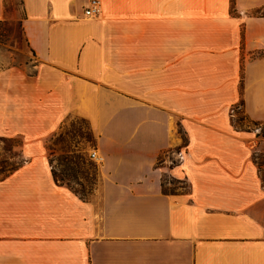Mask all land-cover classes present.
Masks as SVG:
<instances>
[{
  "label": "crops",
  "instance_id": "crops-1",
  "mask_svg": "<svg viewBox=\"0 0 264 264\" xmlns=\"http://www.w3.org/2000/svg\"><path fill=\"white\" fill-rule=\"evenodd\" d=\"M87 2L22 0L33 59L0 52V264H264V136L231 112L264 124V0ZM72 115L102 158L85 194L48 153Z\"/></svg>",
  "mask_w": 264,
  "mask_h": 264
},
{
  "label": "rangeland",
  "instance_id": "rangeland-1",
  "mask_svg": "<svg viewBox=\"0 0 264 264\" xmlns=\"http://www.w3.org/2000/svg\"><path fill=\"white\" fill-rule=\"evenodd\" d=\"M6 4L15 9V16L0 19V52L10 51L12 57L8 62L6 61V64L19 65L23 62H31L33 58L25 45L22 33L21 24L24 16L22 0H6ZM260 10L264 13V5ZM24 53H28L30 57H24ZM231 112L232 123L235 126L250 128L258 136H264V124L247 117L240 105L234 106ZM17 141L18 139H4L2 142L4 150L1 166L5 170L12 168L18 162L17 151L12 147ZM93 141L88 122L80 116L72 115L66 119L57 134L47 142L55 177L81 194L87 193L92 183L98 178V162L90 157ZM254 157L260 164V176L264 177V147L257 150ZM170 181L173 182V180Z\"/></svg>",
  "mask_w": 264,
  "mask_h": 264
},
{
  "label": "built area",
  "instance_id": "built-area-1",
  "mask_svg": "<svg viewBox=\"0 0 264 264\" xmlns=\"http://www.w3.org/2000/svg\"><path fill=\"white\" fill-rule=\"evenodd\" d=\"M100 8V0H88L87 4L83 7V14L86 16H93L97 14ZM90 157L97 162L101 161V156L92 149L90 151Z\"/></svg>",
  "mask_w": 264,
  "mask_h": 264
},
{
  "label": "trees",
  "instance_id": "trees-1",
  "mask_svg": "<svg viewBox=\"0 0 264 264\" xmlns=\"http://www.w3.org/2000/svg\"><path fill=\"white\" fill-rule=\"evenodd\" d=\"M262 6H258V7H254V8H251L249 11H248V13L249 14H253V15H262V14H264L261 10H260V8H261ZM237 127V126H236ZM263 135H264V133H263ZM258 165H260V164H258ZM9 169H4V168H2V166L0 167V173L1 174H5L7 171H8ZM55 176V175H54ZM262 178V181L264 182V177H261ZM57 179V178H56Z\"/></svg>",
  "mask_w": 264,
  "mask_h": 264
}]
</instances>
